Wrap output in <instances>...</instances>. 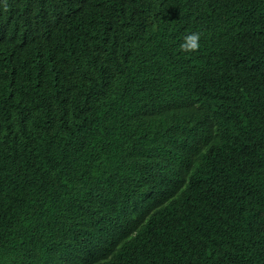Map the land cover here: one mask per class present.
<instances>
[{
	"label": "trees",
	"instance_id": "1",
	"mask_svg": "<svg viewBox=\"0 0 264 264\" xmlns=\"http://www.w3.org/2000/svg\"><path fill=\"white\" fill-rule=\"evenodd\" d=\"M48 1L0 0V17ZM193 1L213 20L218 2H238L252 41L217 50L198 23L197 51H135L139 17L107 34L65 11L62 93L3 92L0 264H264V0ZM189 107L207 112L205 127L188 122ZM172 132L196 138L162 155Z\"/></svg>",
	"mask_w": 264,
	"mask_h": 264
},
{
	"label": "clouds",
	"instance_id": "2",
	"mask_svg": "<svg viewBox=\"0 0 264 264\" xmlns=\"http://www.w3.org/2000/svg\"><path fill=\"white\" fill-rule=\"evenodd\" d=\"M13 1L1 0L2 8L8 9ZM180 4L187 7L178 4L165 10L157 0H50L41 10H28L16 20L0 17V97L4 91L17 88L25 100H52L62 93L60 79L68 68L65 57L72 39L65 41L59 33L65 11L72 12L79 22L97 24L107 34L120 29V22L126 18L139 17L142 23L138 26L144 33L130 38L135 51L159 45L197 51L201 38L192 28L198 23L209 28L217 50L235 46L240 40L252 41L250 34L256 31L251 28L253 14H244L238 2H218L223 11L216 20L203 3L187 0ZM229 8L234 9L232 14L227 13ZM167 33L172 35L170 42L163 41ZM187 116L196 129L205 127L208 120L206 111L196 112L192 107ZM194 138L167 133L159 139L162 155L186 148Z\"/></svg>",
	"mask_w": 264,
	"mask_h": 264
}]
</instances>
